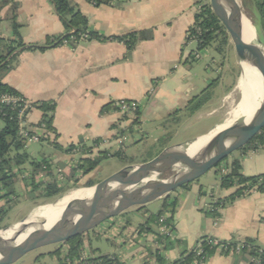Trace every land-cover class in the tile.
Returning <instances> with one entry per match:
<instances>
[{"label": "crops", "instance_id": "crops-1", "mask_svg": "<svg viewBox=\"0 0 264 264\" xmlns=\"http://www.w3.org/2000/svg\"><path fill=\"white\" fill-rule=\"evenodd\" d=\"M209 1L124 0L117 8H96L86 0H72L89 19L92 31L112 37L153 29L154 38L139 43L132 53L124 43L99 41H84L77 48L63 45L44 52H24L19 54L16 68L5 76L4 83L33 104L56 102L54 132L49 137L62 149L81 144L92 147L99 141L93 153L108 151L119 146L117 135L120 130L131 128L134 130L131 134H137L138 142H142L148 138V133H143L141 126H147L152 120L161 123L177 111L186 113L191 102L212 84L215 71L213 61L209 60L212 59L210 52L204 53L206 62L203 59L192 62L189 57L193 51H188L186 45L187 32L194 25L195 14L202 6L210 4ZM16 2L19 4L17 20L22 25L21 35L26 44L45 46L49 37L66 33L50 0ZM11 14L10 6L1 12L0 34L4 38L13 35L8 21ZM121 100L141 102L138 125L133 126L131 120L122 119L114 107L102 113L106 106ZM42 117V112L34 109L29 113L28 124L35 128ZM131 134L127 132L125 136L129 139ZM28 152L37 159L43 155L50 157L54 169L50 176L40 175L41 178L45 176V181L51 176L72 177L73 163L81 158V154H65L49 142L33 143ZM230 158L240 159L245 176L264 174L262 149L245 155L238 152ZM225 165L229 167L228 163ZM212 174L216 181L210 186L197 181L171 195L178 202L175 224L182 247L165 254L169 262L175 261L185 249H192L204 237L219 241L254 239L264 249V193L238 199L221 210V218L216 220L208 215L213 201L230 196L236 188L222 190L217 170H212ZM24 178H16L15 183L19 199L25 201L28 189ZM160 201L164 203V200ZM148 206L141 212L142 208H133L142 215V222L120 216L101 226L100 233L106 234L114 244L112 253L101 255H118L125 264H156L151 253L157 247L154 234L138 232L140 225L153 213ZM84 254L98 256L89 241H85ZM61 261L62 256H52L48 260L38 259L36 264H65ZM249 261L248 256L225 255L217 251L206 264H249Z\"/></svg>", "mask_w": 264, "mask_h": 264}, {"label": "trees", "instance_id": "trees-1", "mask_svg": "<svg viewBox=\"0 0 264 264\" xmlns=\"http://www.w3.org/2000/svg\"><path fill=\"white\" fill-rule=\"evenodd\" d=\"M96 8L101 6H108L112 8L120 7L124 0H115L116 4L113 6L114 0H93ZM251 1L255 4L258 22H255L257 30L264 33V0H244ZM54 7L56 15L62 22L66 33L58 37H49L48 43L45 46L26 44L21 35L22 25L17 20V10L19 4L16 0H0V24L2 22L1 12L8 6L11 7L12 14L8 21L10 23L13 35L11 38H4L0 34V98L4 95L15 96L24 98L15 88L4 83V78L12 70L16 68L19 54L24 52H44L49 48L68 45L71 48H77L82 42H121L127 46L128 52L132 53L136 46L141 42L151 41L154 38V30L135 31L122 36L106 37L96 31H92L90 28L89 19L81 13L79 8L72 2V0H50ZM91 3V0H87ZM254 22V21H253ZM186 45L191 42L197 43L198 52L214 48V52L222 57L226 55V48L229 44V38L220 21L213 14V11L209 4L204 5L195 14L194 25L187 32ZM219 44V45H216ZM195 51H193L189 57L190 61L198 62L194 57ZM216 83H212L199 97H196L186 111L190 114L199 112L207 104V96ZM55 101H43L34 103V109H38L42 112L43 117L41 122L34 128L35 131H30L29 136L39 134V129L44 126L43 130L45 134L41 136L40 142H49L54 148L61 150L65 154H73L75 151L81 154V158L73 163L72 177H52L45 181L40 175H52L54 169L50 157L43 155L41 159L33 158L28 152V139L21 134L20 120L18 110H14L12 106L0 102V201L6 200L7 203H11L14 199H19L20 195L16 190L15 179L18 177H25L24 181L27 186L26 199L28 201L37 203L39 200H52L61 196L65 191L71 187L74 188H89L95 186L97 183L89 181L83 186H79V177L81 178L91 175L103 161L109 158L122 157L125 153L120 151L111 153L110 151H100L97 155H94V146L99 144L96 141L94 146L87 147L84 144L78 146H70L67 149H62L55 142L50 141L49 135L54 132L53 122L56 112ZM110 107H114L115 104L106 106L102 113H106ZM181 111L175 112L174 115H170L168 120L177 121ZM141 111L137 113L136 119L133 121V126L140 123ZM127 120V118H124ZM39 131V132H38ZM129 132L134 133L131 128L129 131L120 130L117 138H122ZM48 135V137H47ZM172 140L171 134L162 136L157 141V148L160 152L166 149ZM264 147V130L262 133L253 140L246 148L240 153L245 155L251 151H258ZM152 152V151H151ZM152 159V158H151ZM147 162V161H144ZM228 163L229 159L220 164L216 170L220 177V188L222 190H230L236 188V191L228 197L220 198L213 201L211 210L208 215L214 219H220V211L224 210L228 206H231L238 199L249 196L255 193H264V174L257 176H245L242 173V163L240 159L233 158L228 171L222 174V165ZM30 165L32 170H28L26 165ZM73 184V185H71ZM191 185V184H190ZM190 185L184 186L183 189L189 188ZM4 193V194H3ZM3 194V195H2ZM178 202L171 196L164 199L162 210L158 213L149 214L148 219L140 225L138 232H149L154 234L156 249L151 253L156 260V264H206L208 260L213 257L218 251V247L214 245V238L204 237L200 239L192 249H185L181 252L179 257L172 262H169L165 254L175 248L182 247L181 241L173 242L169 237L161 235L159 227L161 226L160 220L165 218L167 213L169 216L165 219L162 226H166L173 230H176L175 224V212ZM11 209L0 206V228L4 219L7 217ZM144 208L140 209L141 212ZM125 215L122 214L121 217ZM130 224L128 221L127 226ZM222 245L230 244L233 247L242 244L240 253H235L234 256L249 257V264H253L252 260L258 262V264H264V249L261 248L257 241L254 239H246L244 241H220ZM63 249L68 252V257L72 260L81 259L85 252V236H79L73 238L61 245L60 248L51 253L50 255L61 258ZM202 253L199 255V251ZM225 255H230L225 252ZM65 264V258L62 257V261ZM90 264H125L118 255H100L92 257L89 260Z\"/></svg>", "mask_w": 264, "mask_h": 264}, {"label": "water", "instance_id": "water-1", "mask_svg": "<svg viewBox=\"0 0 264 264\" xmlns=\"http://www.w3.org/2000/svg\"><path fill=\"white\" fill-rule=\"evenodd\" d=\"M209 5L233 44L240 67L242 62L248 63L259 72L264 84V46L245 43L240 21L243 9L239 0H210ZM242 75L243 70L241 78ZM235 125H239V128L230 141L225 143L228 140L230 127L224 129L214 139L215 143L225 148H219L203 157L193 158L203 149V145L198 143L199 138H197L186 144L167 147L152 160L128 167L93 187L78 189L97 190L91 196L83 193L69 202L62 209L58 222L52 227L47 228L48 222L44 219L41 222L32 220L33 214H31L20 223L1 228L0 253L3 251L4 253L0 258V264H15L33 251L51 245L61 246L73 238L85 236L133 208L147 207L158 200L166 199L184 186L199 181L235 153L241 152L262 133L264 105L256 111L249 123L237 121ZM204 136L206 134L200 137ZM149 171H159L161 174L174 173L167 180H159L166 182L162 185H151L149 190L136 191L143 176ZM115 181H120V186L116 190H111ZM133 191L137 192L136 195L129 196ZM73 211L87 212V220L83 225L79 226L75 223L76 216L69 214ZM46 213L47 211L44 210L41 214ZM31 229H33L32 233L24 241L16 242L5 249L11 241L5 239L3 235L5 232L12 231V237H20Z\"/></svg>", "mask_w": 264, "mask_h": 264}, {"label": "rangeland", "instance_id": "rangeland-1", "mask_svg": "<svg viewBox=\"0 0 264 264\" xmlns=\"http://www.w3.org/2000/svg\"><path fill=\"white\" fill-rule=\"evenodd\" d=\"M239 2L242 6L243 12L250 19L254 28L257 30L255 22H258V14L255 4L251 1H247L245 4L244 0H239ZM257 31L264 43V33L259 30ZM196 49V42H191L187 45L188 51H196ZM209 52L212 56V59L209 60L213 61V68L215 71L211 83H216V85L211 89L210 94L206 98L208 99L207 104L199 112L193 115L188 112L179 114V116H176L178 119L177 121H171L166 118L161 123L152 120L150 123H147V126H141L143 133H148V138L142 142H138L137 134H131L132 136L127 139L125 144L119 146L117 145L118 147L115 146L112 149H108V151L111 153L120 151L125 153V155L122 157L109 158L103 161L99 168L87 177L81 178V176H78L79 186H83L89 181H94L98 184L128 167L145 163L144 161L152 160L160 153V149H158L156 145L157 139L163 133H165V135H172V140L168 146L170 147L191 142L195 140V138H197V136L200 134L206 132V134H208L209 132H212L217 126L223 125L227 122L231 116V113L237 110L243 101V91L239 84L242 69L236 56L233 44L230 42V40L226 48L225 57L216 54L214 52V48H211ZM202 56L203 61L206 62V54L202 53ZM262 150H264V147ZM102 151H107V149ZM97 154L98 153H94V155ZM232 159L233 158H229V162ZM26 167L30 168V165L28 164ZM173 173L174 172L162 174L158 179L167 180L173 175ZM212 175V171H210L199 180V183L206 187L210 186L212 182L214 183L216 181L214 178H212ZM82 188L83 187H71L57 198L48 201L39 200L37 203L28 201L26 197L25 201L22 199H14L11 203H7L8 201L6 200H1L0 206L11 209L7 217L2 222L1 228H6L20 223L28 218V216L31 214H34L38 209L44 210V208H46L48 205L61 201L70 191ZM162 205L163 201L159 200L150 204L148 209L153 213H158L162 209ZM139 213L140 212H138L137 209H133L122 217L128 220L134 219L135 222H142V215H139ZM118 217H115L111 220H114ZM36 220L39 222L42 221V219L39 218H36ZM100 229L101 227L95 231L89 232L85 236V241H89L90 247L96 251L98 256L101 254L112 253L114 248L113 242L107 238L106 234H101ZM59 248L60 245L43 247L26 255L15 264H36V261L41 258H46L48 260V258L52 257L49 254L57 251Z\"/></svg>", "mask_w": 264, "mask_h": 264}, {"label": "bare ground", "instance_id": "bare-ground-1", "mask_svg": "<svg viewBox=\"0 0 264 264\" xmlns=\"http://www.w3.org/2000/svg\"><path fill=\"white\" fill-rule=\"evenodd\" d=\"M241 32L243 35V39L245 43H256L260 46L264 45L263 41L258 33V31L254 28L252 22L250 19L246 16V14L243 12L241 14ZM241 67L243 70V75L240 80V87H242L244 91V99L240 105V107L233 111L231 113V116L227 120V122L223 125H219L216 128L213 129L212 132H209L204 136L203 138L199 137V144L203 145V149L199 151L193 158H199L203 157L207 154H210L214 151H216L219 148H225L223 145H219L214 142L215 137L222 132L224 129L230 127L228 132V140L225 142L227 143L230 141V139L234 136L235 132L239 128V125H235L237 121L239 122H246L249 123L256 111L264 105V84L263 80L259 74V72L250 66L246 62L241 63ZM226 145V144H225ZM161 172L159 171H149L144 176L143 179L140 182V185L136 187V191H140L141 189H144L143 191L151 189V185H162L166 182H160L158 179L161 176ZM120 186V181H115L112 186L111 190H116ZM145 187V188H144ZM97 189H91V190H72L61 200L54 204H52L49 207L44 208L47 213L45 215H42V209H38L32 216V220H36V218L44 219L47 221V228L52 227L55 223L58 222L60 218V213L62 209L71 201L76 199L81 194H87L88 196H91L93 192ZM137 192H131L130 195H136ZM128 197V196H127ZM70 215L76 216V224L81 226L83 225L87 220V212L84 211H73L69 213ZM69 217V216H68ZM18 227V226H16ZM33 229L27 231L25 234H23L20 237H12L13 232L8 231L5 232L3 235L5 239H10L11 241L6 245L5 249L13 245L14 243L18 242L21 243L24 241L30 233H32ZM0 253V258L2 254Z\"/></svg>", "mask_w": 264, "mask_h": 264}, {"label": "built area", "instance_id": "built-area-1", "mask_svg": "<svg viewBox=\"0 0 264 264\" xmlns=\"http://www.w3.org/2000/svg\"><path fill=\"white\" fill-rule=\"evenodd\" d=\"M87 1V0H86ZM89 3V2H88ZM92 6H95V3L93 0H91V3H89ZM116 4V1L114 0L112 2V5L114 6ZM188 35V34H187ZM210 49L205 50L203 52H198L195 51L194 57L196 60L200 61L202 59V53H208ZM0 102L5 103L9 106H12L14 110H18L19 113V120H20V130L21 134L28 139L27 144L28 147L33 144V143H38L40 142V138L42 135L45 134V131L42 126L41 129H39V134H34L33 136H29L30 131H35L33 127H31L28 124V116L29 113L34 110L33 103L27 101L24 98L21 97H15V96H8L4 95L0 98ZM116 107V113L121 116L122 119L127 118L131 120L132 122L136 119L137 113L141 111L142 109V104L141 102L138 101H132V100H121L118 101L115 104ZM48 137V135H47ZM127 137H123L118 139V144L123 145L127 142ZM78 151V150H77ZM75 151L74 153H77ZM222 174L226 173L228 171L226 165H222ZM255 193V192H253ZM169 216V213L165 216V218H162L160 220L161 226L159 227V232L161 235H165L169 237L173 242L179 241L177 235H176V230H173L171 228H168L166 226H162L164 223L165 219ZM214 245L218 247V251L221 253H229L230 255H234L235 253H240L242 249V244L237 245L236 247L231 246L230 244L222 245L219 240L215 239L214 240ZM202 253V251H199V255ZM62 257L65 258L66 263L68 264H90L89 260L92 258V256H88L86 254H83L81 259L77 260H72L68 257V252L66 249H63L62 251ZM253 264H258V262L252 260Z\"/></svg>", "mask_w": 264, "mask_h": 264}]
</instances>
